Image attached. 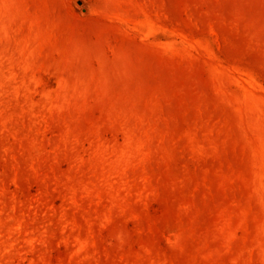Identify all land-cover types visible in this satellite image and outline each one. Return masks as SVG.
I'll list each match as a JSON object with an SVG mask.
<instances>
[{
	"label": "rangeland",
	"instance_id": "rangeland-1",
	"mask_svg": "<svg viewBox=\"0 0 264 264\" xmlns=\"http://www.w3.org/2000/svg\"><path fill=\"white\" fill-rule=\"evenodd\" d=\"M0 264H264V0H0Z\"/></svg>",
	"mask_w": 264,
	"mask_h": 264
}]
</instances>
